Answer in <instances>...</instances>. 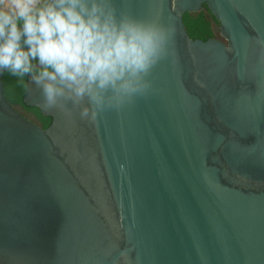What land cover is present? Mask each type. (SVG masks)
<instances>
[{
	"label": "water",
	"instance_id": "water-1",
	"mask_svg": "<svg viewBox=\"0 0 264 264\" xmlns=\"http://www.w3.org/2000/svg\"><path fill=\"white\" fill-rule=\"evenodd\" d=\"M205 5L224 42L188 37ZM153 21L163 51L139 89H69L49 104L27 76L5 100L0 69L3 264H264V0H106Z\"/></svg>",
	"mask_w": 264,
	"mask_h": 264
},
{
	"label": "clouds",
	"instance_id": "clouds-1",
	"mask_svg": "<svg viewBox=\"0 0 264 264\" xmlns=\"http://www.w3.org/2000/svg\"><path fill=\"white\" fill-rule=\"evenodd\" d=\"M106 0H0V69L31 73L46 101L69 89L101 102V93L135 92L166 40L153 21L117 20ZM0 264H3L0 261Z\"/></svg>",
	"mask_w": 264,
	"mask_h": 264
},
{
	"label": "trees",
	"instance_id": "trees-1",
	"mask_svg": "<svg viewBox=\"0 0 264 264\" xmlns=\"http://www.w3.org/2000/svg\"><path fill=\"white\" fill-rule=\"evenodd\" d=\"M202 7L200 12L185 13L182 18L186 33L192 40L205 41L209 38H216L214 27H217L218 23L208 12L206 6L203 5ZM32 68L31 73H26L23 76L13 75L9 70L5 71L2 77L3 94L11 107L15 108L17 112L23 111L32 115L38 121L39 127L45 130L50 125V118L41 116L36 108H27L22 103V99L27 92V76L36 75L41 70V66L36 60L32 61Z\"/></svg>",
	"mask_w": 264,
	"mask_h": 264
},
{
	"label": "rangeland",
	"instance_id": "rangeland-1",
	"mask_svg": "<svg viewBox=\"0 0 264 264\" xmlns=\"http://www.w3.org/2000/svg\"><path fill=\"white\" fill-rule=\"evenodd\" d=\"M216 39H218V40L224 42V40L219 36L218 33H216ZM23 116H24L25 118H27L28 120H30L31 122H33V123H35V124L37 125V122L34 121V120L32 119V116H31V115H29V114L26 113V114H23Z\"/></svg>",
	"mask_w": 264,
	"mask_h": 264
},
{
	"label": "flooded vegetation",
	"instance_id": "flooded-vegetation-1",
	"mask_svg": "<svg viewBox=\"0 0 264 264\" xmlns=\"http://www.w3.org/2000/svg\"><path fill=\"white\" fill-rule=\"evenodd\" d=\"M18 113H20L22 116H23V114H26V112H23V111H19ZM32 116V115H31ZM32 119L34 120V121H36L37 122V125H38V121L32 116ZM39 126V125H38Z\"/></svg>",
	"mask_w": 264,
	"mask_h": 264
}]
</instances>
